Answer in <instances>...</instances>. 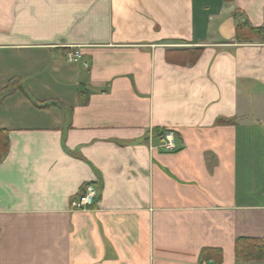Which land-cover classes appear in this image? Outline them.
Segmentation results:
<instances>
[{"label":"crops","instance_id":"1","mask_svg":"<svg viewBox=\"0 0 264 264\" xmlns=\"http://www.w3.org/2000/svg\"><path fill=\"white\" fill-rule=\"evenodd\" d=\"M242 21L264 0H0V264H264L234 254L264 239V37Z\"/></svg>","mask_w":264,"mask_h":264},{"label":"trees","instance_id":"2","mask_svg":"<svg viewBox=\"0 0 264 264\" xmlns=\"http://www.w3.org/2000/svg\"><path fill=\"white\" fill-rule=\"evenodd\" d=\"M231 2L232 0H222ZM264 37V24L253 27L247 21L238 22L236 25L235 40L237 42H253ZM163 132L158 133L160 137ZM9 148L8 133L0 129V162L3 160ZM234 254L240 263L264 262V239L241 238L235 243ZM208 262L220 264L222 262V251L220 249H203L200 254V263ZM199 263V264H200Z\"/></svg>","mask_w":264,"mask_h":264},{"label":"built area","instance_id":"3","mask_svg":"<svg viewBox=\"0 0 264 264\" xmlns=\"http://www.w3.org/2000/svg\"><path fill=\"white\" fill-rule=\"evenodd\" d=\"M64 58L69 63H77L81 59V54L78 51H67L64 54ZM159 147L167 152L175 149L174 135L171 131H163L159 137ZM97 198V187L94 184H87L83 188L82 192L71 200V209L75 211H89L94 207ZM200 264H211L208 262H201Z\"/></svg>","mask_w":264,"mask_h":264}]
</instances>
